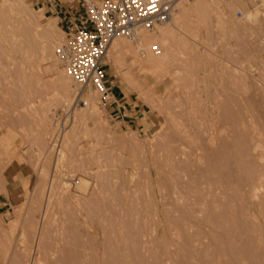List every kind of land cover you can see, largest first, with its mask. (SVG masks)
<instances>
[{"label": "rangeland", "instance_id": "obj_1", "mask_svg": "<svg viewBox=\"0 0 264 264\" xmlns=\"http://www.w3.org/2000/svg\"><path fill=\"white\" fill-rule=\"evenodd\" d=\"M201 1L205 13L178 37L150 42L162 27L148 32L150 64L116 38L132 53L105 56L108 81L143 108L139 124L122 125L91 88L69 118L65 101L48 103L65 31L52 24L49 70L37 45L25 53L18 22L38 41L51 19L34 0H0V264H264V0ZM204 89L221 110L213 142L200 132ZM88 96L94 111L77 122ZM186 128L194 136L179 140Z\"/></svg>", "mask_w": 264, "mask_h": 264}, {"label": "built area", "instance_id": "obj_2", "mask_svg": "<svg viewBox=\"0 0 264 264\" xmlns=\"http://www.w3.org/2000/svg\"><path fill=\"white\" fill-rule=\"evenodd\" d=\"M84 3L82 25L68 26L65 39L55 49L63 69L77 85L72 102L63 106L66 118L72 116L86 88L97 92L103 108L115 104L104 63L111 41L119 36L137 40L140 32L153 31L170 21L175 10L174 0H84ZM152 50L158 52V46L154 45ZM65 129L66 119L60 120L58 136Z\"/></svg>", "mask_w": 264, "mask_h": 264}, {"label": "bare ground", "instance_id": "obj_3", "mask_svg": "<svg viewBox=\"0 0 264 264\" xmlns=\"http://www.w3.org/2000/svg\"><path fill=\"white\" fill-rule=\"evenodd\" d=\"M175 1V0H174ZM176 3V2H175ZM203 2H189L187 0H178V7H176L175 5V10L173 12V15H172V18L170 19V21H168L167 23H165V25H160L158 26L157 28L159 27H162V29L158 30V34L155 35V36H151V41L150 42H154L157 38H167V37H178V32L181 31V29L183 28L184 24L188 21V18L191 17V16H199L200 14H203L205 13L204 12V7H203ZM8 8V7H7ZM6 10V9H4ZM8 10V9H7ZM3 12V10H2ZM8 12V11H6ZM12 12V11H11ZM9 13V12H8ZM5 14V12H4ZM2 14V16L4 15ZM9 14H12V13H9ZM248 15V14H247ZM5 16V15H4ZM9 16V15H8ZM14 16V15H13ZM11 17V16H10ZM9 17V18H10ZM6 19H8L6 17ZM12 19L14 20V18L12 17ZM18 20V18H17ZM11 21V19H10ZM18 22V21H17ZM51 25H48L46 28H43V29H39L37 33H39V37H40V40H36L38 38H35V37H31L30 36V30L28 28V24H26L25 22H18L19 23V26H18V30H19V35L22 37L21 39H23L25 42L26 45L24 50H25V53H27L30 49L34 48L36 45H37V49H38V52L40 53V57H42V59L45 61V64L48 66L49 70H53V64H54V57L53 55L51 54V50H50V44H52L55 39H54V36H53V33L51 32L52 30V24H54V20H51L49 21ZM243 22V21H242ZM13 25V27L16 25L14 24H11V26ZM9 26V25H8ZM11 28V27H10ZM157 28L153 31H156ZM13 29V28H12ZM17 29V28H16ZM153 31H142L140 32L138 35V39L137 40H131L129 38H127L130 42H132V46L135 48L136 52L139 51L141 54L140 56H144V60H146V55L145 54L147 52V40L149 39V35H148V32H153ZM156 33V32H155ZM3 34V33H2ZM1 35V34H0ZM2 36V35H1ZM0 36V37H1ZM33 36V35H32ZM3 38V36L1 37ZM118 37H115L111 43H110V46L107 50V53H106V56L108 58H111L112 60H114L116 62L117 59H123L127 54H131L130 53V48H128V46H125L124 44H122L121 42L119 41H116ZM126 38V37H125ZM150 44V43H148ZM153 44V43H152ZM151 45V44H150ZM156 45V44H154ZM153 45V46H154ZM206 46V45H205ZM52 48V47H51ZM152 48V47H151ZM135 50H133L135 52ZM37 51V50H36ZM137 52V53H139ZM29 53V52H28ZM32 54L35 53L34 51L31 52ZM30 53V55H31ZM150 53V52H149ZM152 54V53H151ZM24 55V54H23ZM27 55V54H26ZM33 56V55H32ZM26 58H29V57H26ZM37 59V58H36ZM156 59V58H155ZM153 58H149L148 60H155ZM142 60V61H144ZM9 61V60H8ZM139 61V60H138ZM141 61V62H142ZM146 64L148 63V61L146 60L145 61ZM150 62V61H149ZM140 63V62H139ZM143 63V62H142ZM151 63V62H150ZM148 63V64H150ZM145 66V65H144ZM148 65H146L147 67ZM41 67V66H40ZM43 69H44V66H43ZM47 69V68H46ZM179 71V70H178ZM223 71V70H222ZM200 73V72H199ZM204 75V74H203ZM201 76H202V73H201ZM208 77V76H207ZM126 78H131V81L132 80H135L133 79L132 77V73H128V75L126 74ZM203 78V77H202ZM210 78V77H209ZM128 79V80H129ZM200 80V79H199ZM208 80V79H207ZM210 80V79H209ZM134 82V81H133ZM203 82V81H202ZM207 83V82H206ZM204 84V83H202ZM212 84V83H211ZM200 85V83H199ZM209 85V84H208ZM196 86V85H195ZM200 86H203V85H200ZM206 86V85H205ZM213 87V86H211ZM210 87V89H211ZM199 88V87H198ZM73 85L72 83L70 82V78L68 77L66 71L64 73L60 72V71H55L52 76H51V81H50V91L48 92L47 96H48V103L49 104H54L56 102H59V101H65L64 103L65 104H69L71 101V97L73 96L74 97V92H73ZM210 89H204L205 90V94L202 96V100H201V103L199 105V116H200V121H199V126H200V132L202 135H205L207 133H214L213 135V138H212V142L214 139H216V133H218L219 131H221L220 128H218V124L221 123V110L220 108L218 107V103L216 101V97L213 96V94L211 93V91H208ZM200 90V89H199ZM225 90V89H224ZM222 91V90H221ZM191 93V92H190ZM195 93H198V92H195ZM204 93V92H203ZM200 94V93H199ZM72 95V96H71ZM200 98V97H198ZM222 98V97H221ZM201 99V98H200ZM89 101H90V104H89ZM199 103V102H198ZM96 103H94V100L92 97H89L88 96V99L86 100L85 102V106L82 107V113H80L78 115V120L77 122H82L84 123L85 120L87 119V117L89 116L90 113H92L94 111V106H95ZM55 106V104H54ZM48 108V107H46ZM198 109V108H197ZM48 110V109H47ZM45 111V114H47L46 110ZM197 111V110H196ZM192 112V111H191ZM248 114V113H247ZM48 115V114H47ZM250 115V114H249ZM77 118V117H76ZM197 118V117H196ZM197 120V119H196ZM253 121V120H252ZM251 121V122H252ZM198 122V121H197ZM208 122V123H207ZM255 122V121H254ZM256 124V123H255ZM253 125V124H252ZM256 127V125H255ZM259 127V126H258ZM183 129V128H182ZM194 129V128H193ZM261 129V128H260ZM260 129H255L254 131H256V135L259 137V136H262V132ZM75 130V128L73 129ZM224 131V130H222ZM183 132V134H182ZM191 132V130H189L188 128H186L184 131H181L179 132L178 134L180 135L181 138H188L189 136L190 137H193V133L192 135H189ZM194 132V130H193ZM73 133V132H72ZM195 133V132H194ZM222 133V132H220ZM188 135V136H187ZM264 135V134H263ZM198 136V135H197ZM72 137V136H71ZM69 138V137H68ZM204 138V137H203ZM191 139H196L194 140V142L198 140H200V138L198 139V137H194V138H191ZM190 139V140H191ZM179 140H177L179 142ZM188 140V141H190ZM175 141V140H174ZM183 141V140H182ZM186 141V140H184ZM191 142V141H190ZM189 142V143H190ZM201 142V141H200ZM211 142V141H210ZM209 142V143H210ZM69 143V142H68ZM181 143V142H179ZM196 143H194L195 145ZM200 144V143H199ZM182 145V144H181ZM191 145V144H190ZM192 145H193V140H192ZM194 145H193V148H194ZM198 145V144H197ZM259 145V144H258ZM262 145V144H261ZM215 146V145H214ZM263 146H264V143H263ZM201 146L198 145V147L196 149H199ZM186 148V146H185ZM178 148H175L174 150L176 151L175 152V158L176 159H179V158H182L184 156V152L180 151V150H176ZM180 149V148H179ZM171 150V149H170ZM258 150V149H257ZM180 151V152H179ZM196 151V150H194ZM191 152L189 153L191 156H194L196 158L201 159V155L198 157V155L200 154L199 152ZM205 151V150H204ZM256 151V149H254V152ZM169 152V151H168ZM253 152V153H254ZM186 154V153H185ZM263 154V152H262ZM174 156V155H173ZM187 156V154H186ZM173 158V157H172ZM262 158H264V155H262ZM170 160V159H168ZM203 164V163H202ZM244 168V167H243ZM58 170V169H57ZM243 171V169H242ZM264 171L260 172V174L258 175L259 179L263 178L264 176ZM185 173V172H184ZM186 174V173H185ZM177 178V177H176ZM173 181V180H172ZM257 184L255 183V181H251L250 184ZM176 184V183H174ZM216 184V183H215ZM191 185V184H190ZM179 186V185H178ZM173 187V186H172ZM177 187V186H176ZM259 188V187H258ZM165 190V189H164ZM179 190V188H178ZM162 191V190H161ZM168 191V190H167ZM179 192V191H178ZM165 196V195H164ZM173 196V195H172ZM214 196V195H213ZM258 196V195H257ZM179 199V198H178ZM46 201V200H45ZM218 202V201H216ZM263 204V203H262ZM49 206H50V200L48 199L46 204H45V207H44V212H43V217H44V220L47 218V213H48V210H49ZM261 211V210H259ZM263 212V211H262ZM50 213V212H49ZM210 213V212H209ZM51 215V214H50ZM188 215V214H187ZM256 215V214H255ZM192 220V219H191ZM47 221V220H46ZM191 222V221H190ZM40 223V222H39ZM44 224V223H43ZM48 224V223H47ZM39 225V224H38ZM43 232L45 233L44 231V227L43 226H39L38 227V232H37V236L41 237L43 235ZM37 237V238H39ZM36 238V239H37ZM42 238V237H41ZM39 241V239H38ZM37 260V258H36ZM39 260V259H38ZM37 262V261H36ZM35 262V263H36ZM39 261L36 263L38 264Z\"/></svg>", "mask_w": 264, "mask_h": 264}, {"label": "crops", "instance_id": "obj_4", "mask_svg": "<svg viewBox=\"0 0 264 264\" xmlns=\"http://www.w3.org/2000/svg\"><path fill=\"white\" fill-rule=\"evenodd\" d=\"M34 5L37 11H41L42 16L56 21L64 31L68 26L80 27L82 25L85 8L84 0H34ZM110 87L116 103L105 108L108 114L117 119L122 125L139 124L140 119L143 118V108L130 100L121 88L117 87L114 90L112 86ZM16 179L19 186L16 190L18 192L19 189L23 190L26 186V176L21 174Z\"/></svg>", "mask_w": 264, "mask_h": 264}]
</instances>
